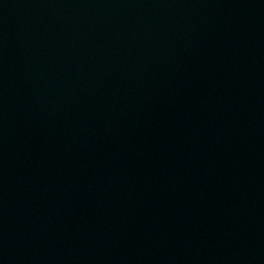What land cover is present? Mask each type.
<instances>
[{
	"label": "water",
	"instance_id": "obj_1",
	"mask_svg": "<svg viewBox=\"0 0 264 264\" xmlns=\"http://www.w3.org/2000/svg\"><path fill=\"white\" fill-rule=\"evenodd\" d=\"M0 264H264V0H0Z\"/></svg>",
	"mask_w": 264,
	"mask_h": 264
}]
</instances>
